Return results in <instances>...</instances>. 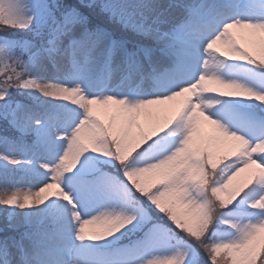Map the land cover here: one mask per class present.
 <instances>
[{"label":"snow or ice","instance_id":"obj_1","mask_svg":"<svg viewBox=\"0 0 264 264\" xmlns=\"http://www.w3.org/2000/svg\"><path fill=\"white\" fill-rule=\"evenodd\" d=\"M0 264H264V0H0Z\"/></svg>","mask_w":264,"mask_h":264},{"label":"rangeland","instance_id":"obj_2","mask_svg":"<svg viewBox=\"0 0 264 264\" xmlns=\"http://www.w3.org/2000/svg\"><path fill=\"white\" fill-rule=\"evenodd\" d=\"M244 174H242V176H243Z\"/></svg>","mask_w":264,"mask_h":264}]
</instances>
